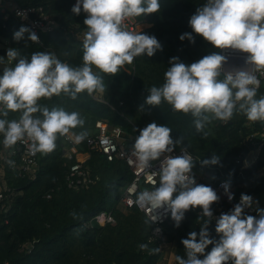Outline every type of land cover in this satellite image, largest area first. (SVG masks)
Segmentation results:
<instances>
[{
  "label": "clouds",
  "instance_id": "9594fccd",
  "mask_svg": "<svg viewBox=\"0 0 264 264\" xmlns=\"http://www.w3.org/2000/svg\"><path fill=\"white\" fill-rule=\"evenodd\" d=\"M81 10L87 14L83 21L87 30L83 35L80 66L61 62L51 52L37 51L30 61L20 58L14 67L3 70L0 105L5 111L2 114L20 113L18 119H0L5 148H12L18 142L27 143L29 155L36 156L52 153L61 137H71L76 144L83 142L88 131H74L85 125L79 112H69L63 107L49 110L41 108L38 102L61 94L76 100L81 93L89 96L104 93L106 86L99 73L115 75L125 65L132 64L134 58L152 57L162 49L155 36L125 27L126 21L157 13L159 0H76L71 11L79 15ZM189 27L192 33L181 35V41L194 43V33L215 49L244 54V66L225 71L227 58L219 52L205 55L190 65L173 57L162 86L149 89L145 104L159 106L164 102L174 113H190L195 118L197 132L203 131L206 123L230 121L235 114L264 124V95L258 98L259 77L264 76V0H207L191 16ZM25 33L30 41H38V36L24 26L13 34V39L20 41ZM6 55L11 62L20 53L9 49ZM170 133L169 127L154 122L140 130L130 153L132 162L144 171L150 167V161H156L165 152L171 153L174 141ZM208 134L204 132L205 137ZM218 160L213 157L203 163L215 165ZM192 168V158L186 153L167 157L160 166L159 186L153 191L139 192L128 204L151 212L162 209L170 213L176 227L190 209L200 208L203 216L210 219V206L219 197L210 186L196 183ZM155 175L152 173L149 178ZM221 186L228 194L229 184ZM228 199L232 200L233 196L228 194ZM251 203L252 198L242 194L240 203L229 214L220 215L215 225L219 242L207 254L205 249L213 244L206 231L207 222L200 228L199 239L195 231L190 232L188 238L181 240L187 259L176 256V264H264V210H258V217L243 215ZM71 215L77 218L74 213ZM151 219L157 221L158 216ZM147 247L140 245L141 250ZM151 251L156 254L159 249Z\"/></svg>",
  "mask_w": 264,
  "mask_h": 264
},
{
  "label": "trees",
  "instance_id": "16d2710c",
  "mask_svg": "<svg viewBox=\"0 0 264 264\" xmlns=\"http://www.w3.org/2000/svg\"><path fill=\"white\" fill-rule=\"evenodd\" d=\"M13 1L21 7L42 6L49 18L59 24V28L51 33L40 35L41 45L31 43L26 33L23 39L15 41L13 34L25 25L13 14H8L7 20H4V15L0 13V39L8 40L10 48L20 53L14 64L20 58L30 61L31 55L37 51L51 52L61 62L73 67L82 64L83 40L77 37L87 30L83 23L85 16L82 12L79 15L72 13L71 0ZM159 3L157 13L142 15L135 20L150 25L140 33L155 36L162 49L152 57L141 55L134 58L130 64L134 67L133 75L126 71L129 65L115 75L99 73L106 86L102 93L103 103L81 93L76 100L64 94L42 99L38 102L39 106L49 110L63 107L69 112H79L85 125L83 129L74 131L87 130L88 136L96 133L97 121H106L110 128L122 130L128 149L133 147L140 130L150 123L167 126L171 129L170 136L199 160L201 166L196 164L195 169L206 178V183L199 184L209 186L208 183L227 181L235 187L236 196L248 195L259 204L260 210H264V171L261 172L264 160L261 158L244 170L242 177L239 176L240 165L236 164L238 156L242 154L244 157L246 153L244 139L253 131V122L242 114H235L230 121L206 123L204 130L197 132L195 118L190 113H174L171 106L164 102L159 106L145 104L149 89L162 86L164 73L171 67L173 57L190 65L205 55L219 52L194 33V43L179 39L184 33H192L189 20L207 0H159ZM261 95H264L263 91L259 90L258 98ZM19 115L9 112L7 116L2 114L1 119H18ZM204 132L209 134L205 137ZM213 157L219 158L217 164L203 163ZM64 164L60 154L54 153L40 161L34 181L18 180L14 183L23 193L15 199L6 215L8 224L0 227V261H8L9 264H156L159 254H153L151 250L154 247L148 244L151 223L137 209L121 212L116 208L123 189L132 179L128 167L122 161L107 162L99 153H92L86 166L94 176L95 184L88 190L74 192L62 185ZM59 186L61 188L50 200L44 197L49 190ZM217 209L221 210V214L231 212L220 200L210 206L212 215ZM199 211L202 213L200 208L185 212L179 227L175 226L170 215L163 225L168 240L174 243L175 257L187 259L181 240L188 238L193 231L199 239L200 228L205 227V222L208 238L213 241L205 249V254L219 242V234L215 232L211 218L203 214L199 216ZM101 212H111L115 225L92 229L83 227L84 222ZM71 213L77 218L74 219ZM32 239L38 240L32 252L29 255L20 254L19 246ZM142 244H146L147 249L141 250ZM199 258L203 259V256Z\"/></svg>",
  "mask_w": 264,
  "mask_h": 264
},
{
  "label": "built area",
  "instance_id": "2783aa9c",
  "mask_svg": "<svg viewBox=\"0 0 264 264\" xmlns=\"http://www.w3.org/2000/svg\"><path fill=\"white\" fill-rule=\"evenodd\" d=\"M73 6L76 0H71ZM81 12L86 18V13ZM0 13L4 15V20H7L8 14H13L25 27L29 28L38 36L37 42H32L37 45H41L40 35L51 33L54 29L59 28V24L50 19L45 13L42 6H24L21 7L14 3L13 0H0ZM145 22H139L135 19L126 21L125 27L131 31L141 32L148 28ZM28 37V33H26ZM3 50H9L10 42L6 40L3 45ZM219 53L227 58V63L223 68L225 71L231 70V68H242L244 66L243 55L235 50L224 49ZM5 58V57H3ZM8 59V58H5ZM9 64L15 66L14 60ZM127 73L133 75L134 67L129 65L126 70ZM261 80V86L258 91H263L264 94V76L259 77ZM93 100L103 103L102 93H94L90 96ZM5 111L3 105H0V119L2 113ZM250 126V124H248ZM252 132L244 139V148L246 153L244 157L242 154L236 159V164L240 165L239 176L242 177V172L254 164L261 158L264 160V124L261 122L252 123ZM96 133L88 136L83 142L76 144L71 137H61L57 140L56 149L47 155L37 154L36 156L29 155L28 144L18 142L17 145L12 148H5L2 143V135H0V227L7 225L8 220L6 215L9 214L12 205L16 198L22 196L23 191L14 186V183L18 180L34 181L37 177L40 161L54 153L60 154V157L65 161L64 175H63V187L70 191L88 190L95 184V178L90 173L86 166L92 153H99L106 159L107 162L122 161L132 173V179L128 185L123 189L122 195L119 199L117 209L121 212H127L131 209H137L141 212L146 219L151 223L152 228L148 237V244L153 246L154 249H159V259L156 264H175V246L170 242L164 232L163 225L167 222L170 213H164L162 209L151 212L148 209H141L136 205H129L128 200H135L136 195L144 190L153 191L159 181V171L162 162L169 156L175 157L183 154H188L192 158L193 168L191 174L197 184L201 182L206 183L205 175L195 169V165L201 166L199 160L192 156L188 150L181 144L175 143L173 151L171 153H163L156 161H150V167L141 171L135 163L132 162L134 158L130 156L132 148L128 149L125 146V136L122 130L118 127L110 128L106 121H97L95 123ZM183 150V151H182ZM8 161H12L9 164ZM264 171V166L261 168V172ZM152 173H156L155 176L149 178ZM155 181L153 183L152 181ZM227 181H220L217 184L208 183L211 188L217 193L219 200L224 202L232 211L234 206L240 203L241 196H236L233 192L235 187L229 183L228 194L233 196L232 200L228 199V194L225 193L224 188L221 186ZM61 187H55L49 190L44 197L47 200L52 198V195L58 191ZM260 206L252 198L251 206L244 209L243 215H259ZM230 213V212H229ZM227 213V214H229ZM199 216L202 213H197ZM153 215L158 216L157 221H153L151 218ZM221 215V210L217 209L212 215L211 221L216 225V221ZM83 227L86 229H92L95 226L104 227L105 225H115V219L111 212H101L88 221L84 222ZM156 229H160L159 232ZM38 240L32 239L19 246L18 252L23 255H29L37 245ZM0 264H9L8 261H0ZM230 264V262H229Z\"/></svg>",
  "mask_w": 264,
  "mask_h": 264
},
{
  "label": "rangeland",
  "instance_id": "374dc122",
  "mask_svg": "<svg viewBox=\"0 0 264 264\" xmlns=\"http://www.w3.org/2000/svg\"><path fill=\"white\" fill-rule=\"evenodd\" d=\"M77 39L83 40V35L77 37ZM6 43L5 39H0V49L3 48V45ZM0 76L3 75V70L9 67H13V65L9 64V60L0 56ZM242 189V187H240ZM236 195V191L233 192Z\"/></svg>",
  "mask_w": 264,
  "mask_h": 264
},
{
  "label": "water",
  "instance_id": "95a60500",
  "mask_svg": "<svg viewBox=\"0 0 264 264\" xmlns=\"http://www.w3.org/2000/svg\"><path fill=\"white\" fill-rule=\"evenodd\" d=\"M7 51L8 50L0 49V56L7 58V55H6Z\"/></svg>",
  "mask_w": 264,
  "mask_h": 264
}]
</instances>
